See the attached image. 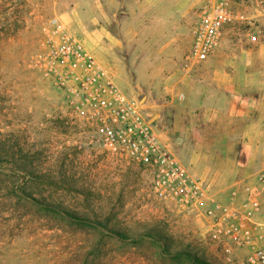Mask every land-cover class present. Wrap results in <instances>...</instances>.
<instances>
[{"label":"rangeland","instance_id":"obj_1","mask_svg":"<svg viewBox=\"0 0 264 264\" xmlns=\"http://www.w3.org/2000/svg\"><path fill=\"white\" fill-rule=\"evenodd\" d=\"M205 1L0 0V264H242L243 252L228 261L201 218L157 200L147 172L100 148L94 124L35 67L43 26L59 18L142 104L176 159L222 182V199L244 178L239 144L221 143L230 122L203 114L199 83L216 69L264 72V0H230L240 19L187 70Z\"/></svg>","mask_w":264,"mask_h":264},{"label":"built area","instance_id":"obj_2","mask_svg":"<svg viewBox=\"0 0 264 264\" xmlns=\"http://www.w3.org/2000/svg\"><path fill=\"white\" fill-rule=\"evenodd\" d=\"M239 19L230 0H206L190 32L185 68L205 62L227 28ZM42 33L35 67L60 91L71 113L94 124L99 147L147 172L157 200L201 218L228 261L239 250L242 264H264V170L254 181L233 182L227 197L221 199L213 179L193 174L176 159L152 118L144 115L142 104L119 88L108 69L65 23L52 18ZM174 97L185 100L182 92Z\"/></svg>","mask_w":264,"mask_h":264},{"label":"crops","instance_id":"obj_3","mask_svg":"<svg viewBox=\"0 0 264 264\" xmlns=\"http://www.w3.org/2000/svg\"><path fill=\"white\" fill-rule=\"evenodd\" d=\"M235 75L248 80L237 83ZM199 84L204 95L209 94L208 98L199 100L203 114L209 115V119L230 122L227 125L229 129L222 132L221 143L238 142L235 169L241 172L243 179L264 170V72L247 70L239 73L216 69L210 72L205 84ZM236 122L241 123L238 130ZM214 185L217 191L222 182L215 181ZM226 197L225 194L222 199Z\"/></svg>","mask_w":264,"mask_h":264},{"label":"trees","instance_id":"obj_4","mask_svg":"<svg viewBox=\"0 0 264 264\" xmlns=\"http://www.w3.org/2000/svg\"><path fill=\"white\" fill-rule=\"evenodd\" d=\"M116 235H118V237H119V238H122V236H121V235H119V234H116Z\"/></svg>","mask_w":264,"mask_h":264}]
</instances>
